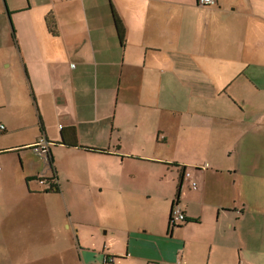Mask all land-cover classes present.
<instances>
[{
  "label": "crops",
  "instance_id": "crops-1",
  "mask_svg": "<svg viewBox=\"0 0 264 264\" xmlns=\"http://www.w3.org/2000/svg\"><path fill=\"white\" fill-rule=\"evenodd\" d=\"M0 124L4 264H264V0H0Z\"/></svg>",
  "mask_w": 264,
  "mask_h": 264
},
{
  "label": "rangeland",
  "instance_id": "rangeland-1",
  "mask_svg": "<svg viewBox=\"0 0 264 264\" xmlns=\"http://www.w3.org/2000/svg\"><path fill=\"white\" fill-rule=\"evenodd\" d=\"M1 137L3 138V136H1ZM10 143L11 142H9V141H4V143H0V148L8 147V145ZM31 152H32V154H34L33 151H31ZM59 153H58V157H59L60 163H61V161L62 162L64 161L63 164L68 163V161L70 159H68L65 155L64 156L63 155H59ZM71 154L74 157H77L78 156L77 158H75V160H72L71 159L72 165L75 168L77 174H79L80 177L82 176V174H88L89 173V168H88L89 161L86 159L87 158V155H84L82 153H71ZM39 163H41L43 170L44 169H46V170L49 169L45 165V163H44L43 160H39ZM20 167H21V162H20V159H19L18 156H17V158L16 157L13 158L10 155H4L3 156V159H0V173H1V169H5V171H8L7 174H8V178L9 179H14V178H17L18 177V175H17L16 171H14V169L15 170L16 169L17 170L19 169V173H20L21 172ZM61 181H63V180L61 179ZM56 210H61L62 211L63 209H59L58 204H57ZM36 216H38L40 218V220H33V223L31 224V227L23 226V228H25L27 230H31V231H33L32 230V228H33L34 229V232L37 235H39L40 238L43 237V236H46L47 237L48 236V233H50V232H52L54 230H56L57 232L60 231V221H59L58 218H56L54 221L51 220L50 224H46L43 221L44 216H43V213L42 212H38V214ZM7 223L8 224H11V222H7ZM15 225H16V223H15ZM9 255L12 256L13 254L10 253ZM27 255H29V252H24V254H20L16 260L10 259V261L13 262V263L10 262V264H14V263L15 264H19V263L26 262V261H22L21 262L20 259H22L21 258L22 256H25L24 258H27ZM41 255H42V257H44L43 255H45V252H41ZM58 257H60V256H58ZM7 262L8 261L6 260V263ZM52 263H53V259H50L48 261V264H52ZM0 264H4V261L1 259V250H0Z\"/></svg>",
  "mask_w": 264,
  "mask_h": 264
},
{
  "label": "trees",
  "instance_id": "trees-1",
  "mask_svg": "<svg viewBox=\"0 0 264 264\" xmlns=\"http://www.w3.org/2000/svg\"><path fill=\"white\" fill-rule=\"evenodd\" d=\"M113 17H114V20H115L116 27L118 29V34L120 36V40L123 43L124 40H125V30L123 28V24H122L121 20L119 19L118 15L116 14L115 11H113ZM48 25H49V27L52 25L50 19H48ZM52 32L55 33L54 30H52ZM42 130H44V129L42 128ZM68 131H69V133L71 132L70 133V138L71 139L68 140L67 137H66L67 133H65L64 137L66 138L67 141H64L65 143H63V142L62 143L66 147H69V148L78 147V141H77V136H76L75 129L74 128H70ZM33 147L34 146H32L31 149H34ZM80 148L84 149L85 151L94 152V153H100V154L108 153L106 150H103V149L90 148V147H80ZM47 157H48V161H49V164L51 166V169L53 170V172H55L54 162H53V159H52V154H51L50 148L47 151ZM46 180L50 184V187L46 191L47 192H57L58 189H59V185L57 184V177L54 175L52 178L46 179ZM179 191H180V188L178 189V193H179ZM170 224H171V220H170Z\"/></svg>",
  "mask_w": 264,
  "mask_h": 264
},
{
  "label": "built area",
  "instance_id": "built-area-1",
  "mask_svg": "<svg viewBox=\"0 0 264 264\" xmlns=\"http://www.w3.org/2000/svg\"><path fill=\"white\" fill-rule=\"evenodd\" d=\"M214 2V0H197V3L199 6H209ZM6 131V126L4 124H0V134H2L3 132ZM36 152H40L42 154H45L47 156V151H48V146L46 144V142L44 140H42L41 142H39L38 144L34 145L33 147ZM186 177L191 180V186L193 189H197L198 188V183L197 181L194 180V177L192 174L190 173H186ZM40 183L41 184H45L43 178H40ZM171 225L176 226V225H180L182 224L185 220H186V216L185 213L183 212V210L175 205L172 208V212H171ZM114 259L112 257L107 258L105 261V264H113Z\"/></svg>",
  "mask_w": 264,
  "mask_h": 264
}]
</instances>
